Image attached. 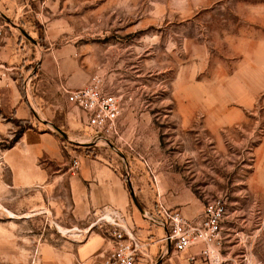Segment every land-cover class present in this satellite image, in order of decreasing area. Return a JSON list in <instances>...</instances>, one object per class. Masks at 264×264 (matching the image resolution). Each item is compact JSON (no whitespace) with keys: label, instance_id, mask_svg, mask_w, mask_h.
<instances>
[{"label":"rangeland","instance_id":"obj_1","mask_svg":"<svg viewBox=\"0 0 264 264\" xmlns=\"http://www.w3.org/2000/svg\"><path fill=\"white\" fill-rule=\"evenodd\" d=\"M69 2L57 20L66 33L54 48L76 49L75 81L84 73L102 77L104 91L120 106L119 135L111 145L90 137L63 85L34 77L49 46L29 47L30 35L11 30L0 11V23L22 41L15 52L0 50V156L19 131L43 130L49 121L69 149L66 156L113 160L137 201L131 177L150 186L160 174L190 187L205 204L223 199L225 246L264 264V0ZM11 86L27 96V121L9 106ZM130 202L134 206L131 196ZM40 212L0 202V264H52L42 256L68 248L72 264H101L102 249L79 257L88 241L106 244L110 226L101 233L93 216L65 228Z\"/></svg>","mask_w":264,"mask_h":264},{"label":"crops","instance_id":"obj_2","mask_svg":"<svg viewBox=\"0 0 264 264\" xmlns=\"http://www.w3.org/2000/svg\"><path fill=\"white\" fill-rule=\"evenodd\" d=\"M4 1L5 8L0 3V11H4L5 20L12 26L11 30L17 27L21 33H28L29 47H33L35 51L36 46H40L39 42L49 46L46 49L48 53L39 60L40 64L33 67L37 69L36 72H40V75L36 74L34 77L45 82L59 83L70 89L86 84L92 75L88 78L84 73L78 81L73 79L80 72L79 64L73 58L77 53L76 49L69 48L70 46L64 49L54 48L61 44L66 33L62 24L57 25V20L64 17L70 0ZM41 10H44L43 13ZM11 30L5 28L4 36L0 38V50L3 52H15L22 43ZM41 32L45 36H41ZM29 47L25 44V51H31ZM23 63L31 65L30 61ZM27 103V96L11 86L9 106L19 120L28 119L30 110ZM50 125L51 122L47 121L43 130L24 129L12 148L0 156V202L7 209L21 212L43 210L41 215L49 213L53 220L65 228L83 226L93 217V213L115 211L122 218V226L140 243L141 255L138 256L137 264H240L241 258L247 256L246 253H233L232 248L225 246L227 241L222 237V230L226 216L222 222L219 243L210 247L214 250L211 259L207 260L202 255L205 249L202 244L177 254L173 246L164 241L167 229L158 220V204L199 224L203 218L205 203L194 190L183 184L174 185L161 174L154 177L155 183L151 182L150 186L145 180L142 185H138L132 176L133 191L140 207L138 210L131 205L125 179L113 160L102 155L90 156L80 152H71L74 154L71 158L70 155L66 156L64 150L69 149L63 148V142ZM118 130L120 132L119 126ZM73 161L78 164L76 170H73ZM147 215H151V218ZM99 229L103 233L102 227ZM104 237L106 244L102 238L101 242L97 239L85 243L82 249L85 256L79 259L85 260L95 249H102L100 256L103 262L112 249L111 237L105 234ZM45 255L47 256L42 258L52 259V264L73 262L69 248L63 251L49 250Z\"/></svg>","mask_w":264,"mask_h":264},{"label":"built area","instance_id":"obj_3","mask_svg":"<svg viewBox=\"0 0 264 264\" xmlns=\"http://www.w3.org/2000/svg\"><path fill=\"white\" fill-rule=\"evenodd\" d=\"M5 25L0 23V38L4 36ZM62 95L66 102L78 109L84 115L86 128L95 141L106 142L111 145V140L119 135L118 119L120 106L113 94L104 91L103 79L94 74L82 87L70 89L61 87ZM73 170L78 167L77 162H72ZM94 226H110L109 236L112 240L110 254L101 264H137L141 255V246L138 240L122 226V218L115 211H99L93 213ZM158 220L167 229L164 241L173 246L179 254L188 249L204 245L202 255L207 259L212 258L214 247L219 243L222 222L226 216V204L221 198L207 202L204 206L202 221L199 224L183 218L178 212L166 209L162 204L157 208ZM151 218V215H147ZM153 217V215H152ZM111 219V222L110 220ZM240 264H251L247 256L241 258Z\"/></svg>","mask_w":264,"mask_h":264},{"label":"trees","instance_id":"obj_4","mask_svg":"<svg viewBox=\"0 0 264 264\" xmlns=\"http://www.w3.org/2000/svg\"><path fill=\"white\" fill-rule=\"evenodd\" d=\"M23 131H24V129L21 130V131H19V132L14 136V138L12 139V143H13V144L16 143V142L18 141V139H19V137L21 136V134H22Z\"/></svg>","mask_w":264,"mask_h":264},{"label":"water","instance_id":"obj_5","mask_svg":"<svg viewBox=\"0 0 264 264\" xmlns=\"http://www.w3.org/2000/svg\"><path fill=\"white\" fill-rule=\"evenodd\" d=\"M131 196V199H132V202L134 204V206L140 210V207H139V204H138V201L135 199V197L133 196V194L130 195Z\"/></svg>","mask_w":264,"mask_h":264}]
</instances>
